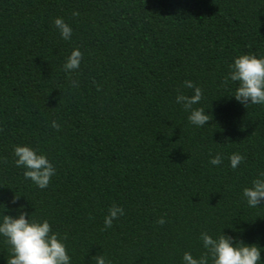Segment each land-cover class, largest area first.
<instances>
[{
  "label": "trees",
  "instance_id": "1",
  "mask_svg": "<svg viewBox=\"0 0 264 264\" xmlns=\"http://www.w3.org/2000/svg\"><path fill=\"white\" fill-rule=\"evenodd\" d=\"M73 49L83 59L66 74ZM242 54L264 55V0H0V216L47 219L71 264H181L205 253L201 232L264 249V201L242 198L264 172V105L238 103L225 82ZM186 80L203 91V128L175 103L192 95ZM16 145L49 158L46 189L15 167ZM113 205L124 215L104 230ZM9 255L0 239V264Z\"/></svg>",
  "mask_w": 264,
  "mask_h": 264
},
{
  "label": "clouds",
  "instance_id": "2",
  "mask_svg": "<svg viewBox=\"0 0 264 264\" xmlns=\"http://www.w3.org/2000/svg\"><path fill=\"white\" fill-rule=\"evenodd\" d=\"M79 15L74 12L73 16ZM55 30L60 37L69 41L73 31L62 18L53 21ZM82 53L79 49H73L66 57L63 70L71 74L79 70ZM225 82H235L237 87L232 97L240 104L264 105V55L242 54L233 59L228 66ZM184 88L191 89L192 95L177 94L175 103L180 105L188 113V122L196 127L203 128L210 121L209 114L203 107H194L200 104L203 91L191 80L184 81ZM52 128L59 126L53 122ZM14 165L23 169V176L37 188L43 190L49 186L50 180L55 176L56 170L49 158L39 152L38 149L28 145H16L13 147ZM244 160V156L233 153L228 156L229 167L235 170ZM223 157L215 155L209 160L211 166H220ZM242 198L250 208H258L264 201V172H260L250 187L242 189ZM19 197L14 196L11 203L16 204ZM6 211V206L0 204ZM4 211V212H5ZM15 217L10 215L0 216V239H3L9 247V259L7 264H71V257L65 244L66 236L52 230L47 219H32L23 207L16 209ZM124 215V209L113 205L104 217V230L113 226V221ZM159 225L165 224V219L156 221ZM205 253L198 259L191 252H184L181 264H264L261 258L262 249L257 244H246L233 236L223 234V231L213 237L207 232H201L199 237ZM94 264H111L103 254L92 258Z\"/></svg>",
  "mask_w": 264,
  "mask_h": 264
}]
</instances>
